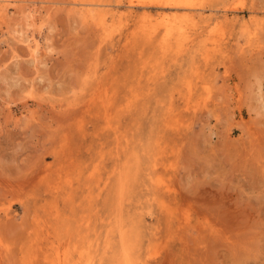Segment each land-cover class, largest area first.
<instances>
[{"label": "rangeland", "instance_id": "obj_1", "mask_svg": "<svg viewBox=\"0 0 264 264\" xmlns=\"http://www.w3.org/2000/svg\"><path fill=\"white\" fill-rule=\"evenodd\" d=\"M0 264H264V0H0Z\"/></svg>", "mask_w": 264, "mask_h": 264}, {"label": "bare ground", "instance_id": "obj_2", "mask_svg": "<svg viewBox=\"0 0 264 264\" xmlns=\"http://www.w3.org/2000/svg\"><path fill=\"white\" fill-rule=\"evenodd\" d=\"M125 194V193H124ZM60 258V257H59Z\"/></svg>", "mask_w": 264, "mask_h": 264}]
</instances>
